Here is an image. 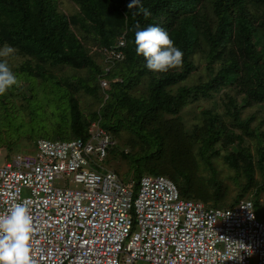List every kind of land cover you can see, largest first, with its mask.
Masks as SVG:
<instances>
[{
  "label": "trees",
  "instance_id": "obj_1",
  "mask_svg": "<svg viewBox=\"0 0 264 264\" xmlns=\"http://www.w3.org/2000/svg\"><path fill=\"white\" fill-rule=\"evenodd\" d=\"M73 1L79 9L67 15L57 9L56 0H0V45L20 46L19 53L29 55L19 66V77L28 78L26 69H30L35 58L34 66L38 68L40 58H46L49 65L85 67L98 81L103 65L88 52L76 30L94 37L99 45L98 59L102 56L100 49L115 44L122 36L124 59L117 63L119 68L106 74L110 99L100 106L94 118H99L101 125L116 136L125 126L144 143V151L134 152L133 139L127 144L131 150L125 151L117 144L110 153L120 154L130 171L122 177L112 170L125 181L133 179L134 188L145 174L163 175L175 183L181 198L199 200L213 207H228L234 203L224 206L225 193L221 181L215 178L213 157L219 155L221 144L238 141L236 152L224 153L222 157L235 173L241 172L234 176L235 184L241 189L239 197L250 191L249 198L257 216L264 217V204L260 200L264 193V140L256 147L261 158L254 165L245 141L259 135L258 128L250 125L256 116L240 118L242 108L264 103V0H142L144 8L150 12L147 17L136 8H128L130 0ZM149 25L168 32L175 46L183 52L182 66L165 73H154L144 66V58L135 52L134 36L137 30ZM196 54L207 62L209 76L192 86L180 85L177 92L172 93L167 87L183 81L195 70ZM143 75L147 77V96L130 94L128 89L136 86ZM73 76L61 78L70 85ZM227 85L236 93L228 96L223 107L233 114L231 124L239 133L229 128L211 107L202 110L199 130L195 125L190 133L181 128L179 116H163L164 112L177 114L191 93L207 97L209 90ZM83 88L99 98L98 85L88 83ZM240 94L244 96L241 107L237 105ZM70 99L67 134L62 133L64 125L59 121L58 129H49L40 118L39 127L31 126L40 134L37 139L88 137L89 123L76 100ZM62 118L60 115V121ZM52 130L56 134H50ZM106 163L109 164L108 158ZM255 167L261 172L259 180L255 178ZM201 170L212 173V186L198 175ZM239 197L236 202L242 199Z\"/></svg>",
  "mask_w": 264,
  "mask_h": 264
},
{
  "label": "built area",
  "instance_id": "obj_2",
  "mask_svg": "<svg viewBox=\"0 0 264 264\" xmlns=\"http://www.w3.org/2000/svg\"><path fill=\"white\" fill-rule=\"evenodd\" d=\"M124 43L100 49L102 85ZM96 122L86 139L39 138L0 165V215L17 203L29 210L34 264H264V217L250 198L209 206L181 198L163 175L145 174L135 189L105 164L117 141Z\"/></svg>",
  "mask_w": 264,
  "mask_h": 264
},
{
  "label": "rangeland",
  "instance_id": "obj_3",
  "mask_svg": "<svg viewBox=\"0 0 264 264\" xmlns=\"http://www.w3.org/2000/svg\"><path fill=\"white\" fill-rule=\"evenodd\" d=\"M56 3L57 9L67 15H72L79 9L78 4L73 0H56ZM71 27L72 29L74 28L73 25H71ZM76 32L79 39L88 48V52L96 60L101 61V64L104 67L106 63L102 56L98 59L97 49L99 48V45L97 42H94V37L92 35L84 34L81 30H76ZM229 45L232 46L231 43ZM6 46L12 47L6 43L0 45V49ZM12 48L14 51L3 59H6L9 63V66L17 77L18 84L12 87L5 95L0 96V165L4 164V162L9 159L11 160L15 153L34 151V141L40 137V134H37L38 130L34 131V128L32 130L31 126L39 127L41 124L39 121L40 118L43 120V126L49 129H58L57 124L60 122V124L64 125L62 133L66 135L68 131L66 127H68L69 120L70 97L76 100L77 107L81 110L85 120L89 123V127H92L93 124L97 123L96 121H98L99 118L95 119L94 117L97 115L98 109L110 99L108 91L110 88L109 80L106 85H102V83L95 79L93 72L85 67L72 68L66 65H49L46 64V61H48L46 58H40L38 62L41 63V67L38 68L34 66L35 62H37V58H35L33 61L30 60V69H26L28 78H20L18 70L19 66L21 63L25 62V58H28L29 55L19 53V50L22 51L20 46ZM194 63L196 68L186 79L167 87L172 93L177 92L180 85L192 86L207 79L209 74L207 70V62L204 58L201 57L200 54H196L194 55ZM119 67L120 66H117L115 63L109 68L112 71ZM66 75L70 77L74 75L70 81V85L65 84L61 78ZM140 79L141 80L136 83V86L128 89V92L134 95L141 93L143 96H147L148 90L147 86H145L147 77L143 75ZM87 82L90 83L91 86L98 85L99 98L84 90L83 86L88 84ZM235 93L236 91L228 85L222 88L209 90V95L207 97H204L202 94L191 93L185 105L177 114L174 115L169 112H164L163 116L165 118L179 116V119H181V128L186 133H190L195 128V125H197V130H199V126L202 123V110L211 107L224 118L223 120L229 128H232L234 132L239 133L240 130L235 127V125L231 124V122L233 123V114L226 111L223 107V103L227 100L228 96H233ZM56 97L58 98L56 99ZM243 98L244 96L242 94L237 95V105L239 107L243 105ZM28 99H31L32 102L30 103V100ZM123 114H126V112L124 111ZM251 114H255L256 118L250 123V125L258 128L259 135L257 137L254 136V138L251 139L246 138L245 143L249 145L253 157L252 162L255 165L257 160L261 158V154L257 151L256 147L260 145V141L264 140V103L242 108L240 118H247ZM60 115H63L64 117L61 121ZM125 122L128 123L127 120H125ZM109 132L111 133L112 131L109 130ZM52 133L56 134L54 130H52L50 134ZM112 134L114 135V133ZM42 136L48 137L44 135ZM114 139L125 151L127 149L131 150L127 144L130 145L132 139L134 140V152L141 154V152L144 151L142 147L143 142L137 136L131 134V131L125 126L120 128L117 132V136L114 135ZM239 144L238 141L228 145L227 143L221 144V147H218L221 149L219 155L213 157V164L216 170L215 178H218L221 181L222 189L225 193L223 200L225 203L224 206L235 203V199L239 197L241 189L239 185L235 184L234 176L237 177L241 175V172L238 174L235 173L231 167L227 166L222 156L224 153L236 152L239 148ZM108 159L109 164H105H108L107 166L115 170L120 176L123 177L130 171L127 161L121 158L120 154L110 153ZM260 174V170L255 167V178L259 180L261 178ZM198 175L203 176V180L208 182L209 186H212L213 179L211 172L208 170H201ZM54 184L56 186H66L64 179L60 178H56ZM68 186L79 187L80 185L69 181ZM250 194V191H247L243 197L239 198H249ZM260 200L262 204H264V193H261ZM133 264H147V262L135 260ZM251 264H256L255 258L251 260Z\"/></svg>",
  "mask_w": 264,
  "mask_h": 264
},
{
  "label": "clouds",
  "instance_id": "obj_4",
  "mask_svg": "<svg viewBox=\"0 0 264 264\" xmlns=\"http://www.w3.org/2000/svg\"><path fill=\"white\" fill-rule=\"evenodd\" d=\"M128 8H136L145 17L150 15L142 0H130ZM134 43L137 56L144 58V66L149 71L165 73L183 64V52L159 26L149 25L137 30ZM13 51L10 46L0 49V96L18 84L9 63L3 59ZM32 234L33 218L23 203L15 204L7 214L0 215V264H34L30 244Z\"/></svg>",
  "mask_w": 264,
  "mask_h": 264
},
{
  "label": "crops",
  "instance_id": "obj_5",
  "mask_svg": "<svg viewBox=\"0 0 264 264\" xmlns=\"http://www.w3.org/2000/svg\"><path fill=\"white\" fill-rule=\"evenodd\" d=\"M137 186V185H136ZM135 189H136V187H135Z\"/></svg>",
  "mask_w": 264,
  "mask_h": 264
}]
</instances>
